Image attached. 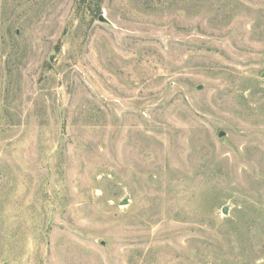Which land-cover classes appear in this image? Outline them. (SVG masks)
<instances>
[{
	"label": "rangeland",
	"instance_id": "obj_1",
	"mask_svg": "<svg viewBox=\"0 0 264 264\" xmlns=\"http://www.w3.org/2000/svg\"><path fill=\"white\" fill-rule=\"evenodd\" d=\"M0 264H264V0H0Z\"/></svg>",
	"mask_w": 264,
	"mask_h": 264
},
{
	"label": "water",
	"instance_id": "obj_2",
	"mask_svg": "<svg viewBox=\"0 0 264 264\" xmlns=\"http://www.w3.org/2000/svg\"><path fill=\"white\" fill-rule=\"evenodd\" d=\"M100 19H102V16H100ZM224 135H225V133L223 131L219 132V134H218L219 137H223ZM122 204H125V202H122ZM222 211L225 214L226 208L224 207Z\"/></svg>",
	"mask_w": 264,
	"mask_h": 264
}]
</instances>
